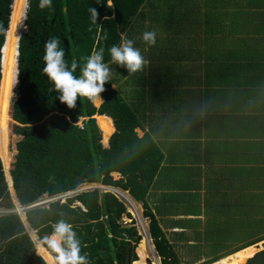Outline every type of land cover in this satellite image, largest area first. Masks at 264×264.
I'll list each match as a JSON object with an SVG mask.
<instances>
[{
	"label": "trees",
	"instance_id": "16d2710c",
	"mask_svg": "<svg viewBox=\"0 0 264 264\" xmlns=\"http://www.w3.org/2000/svg\"><path fill=\"white\" fill-rule=\"evenodd\" d=\"M108 2L52 0L50 9L41 10L39 0H28L26 27L18 38L16 60V40L22 28L27 0H0V206H12L10 201L3 203L9 195L8 186L14 208H19V203H32L44 194L52 196L68 192L81 183L108 184L128 191L136 200L142 201L143 215L149 219L148 233L161 264H179L146 202L162 154L147 131L137 135L135 128H143L140 117L127 104L119 89L112 87V80L104 85L103 101L93 104L80 98L76 108L68 109L60 103L59 93L52 90V84L42 72L44 45L53 37L61 41L69 65L73 61L79 65L77 76L93 51L104 48L106 63L111 59L109 48L113 44L119 45L125 36L135 39V46L141 47L143 42L136 37L137 28L132 27L141 14L144 0H111L112 7L107 6ZM89 8H95L99 13L96 24L91 22ZM144 20L141 15L142 24ZM173 22L176 26L182 20L180 18L176 23L174 18ZM149 28L155 31L151 25ZM147 57L148 60L154 59L152 54ZM154 66L149 64V70L143 69L135 74L121 73L113 80L125 76L124 83L133 81L137 98H143L142 84L147 80L150 83ZM169 79V72H163L159 78L156 75L152 87L151 84L148 86L149 94L154 97L158 89H163V82ZM163 94L167 92L163 90ZM13 121L16 125L11 136L9 124ZM3 126H6L4 139ZM15 135L21 139L14 144V161L8 171L11 162L8 147ZM112 171L118 172L120 177L113 179L111 175L116 177V173ZM19 214L26 222L23 213ZM25 214L35 231L36 251L32 237L18 215H2L0 264H56L55 253L43 241L51 235L59 220L73 225L81 241V254H87L89 264H138L136 249L142 238L137 234L134 220L131 223L121 220L132 217L124 203L109 191L83 190L63 202L56 200L48 207L29 208ZM139 232L141 234L140 228ZM242 233L250 235L248 243L199 264H220L221 258L264 240V220H257L253 226L244 224ZM234 264H264V249Z\"/></svg>",
	"mask_w": 264,
	"mask_h": 264
},
{
	"label": "crops",
	"instance_id": "0c3cea01",
	"mask_svg": "<svg viewBox=\"0 0 264 264\" xmlns=\"http://www.w3.org/2000/svg\"><path fill=\"white\" fill-rule=\"evenodd\" d=\"M154 6H141L143 32ZM167 10L169 16L156 21L168 25L172 45L149 61L164 59L160 70L153 67L152 79L163 72L170 79L148 105L141 101L149 95L132 96L133 81L124 84L134 101L127 104L143 127L135 128L137 135L155 129L151 137L162 154L146 202L176 255L183 245L203 254L215 242L205 221L229 222L241 233L244 224L264 220V0H169ZM174 18L182 22L175 26ZM155 32L157 41L163 35L158 25ZM162 98L172 106L152 107ZM257 247L263 249L262 242ZM241 250L219 263L252 254Z\"/></svg>",
	"mask_w": 264,
	"mask_h": 264
},
{
	"label": "clouds",
	"instance_id": "9594fccd",
	"mask_svg": "<svg viewBox=\"0 0 264 264\" xmlns=\"http://www.w3.org/2000/svg\"><path fill=\"white\" fill-rule=\"evenodd\" d=\"M97 3H99V0H97ZM107 6L112 7L111 0H109ZM38 7L41 10H44L45 8L50 9L52 7V0H39ZM89 12L91 14V22L93 24H96L99 17V13L95 8H89ZM156 35L157 34L154 30L145 31L142 33L140 39L146 45L145 51L147 50V47L155 46ZM135 44H136L135 39H129L125 36L122 38L119 45L113 44L108 50L109 55L111 57V62L120 67L125 68L127 73L129 74H135L137 72L143 71V69L149 63V61L142 54L141 49L136 47ZM60 45H61V41L59 40V38L53 37L49 39L48 41L45 42L44 54L42 57L43 59L42 72L47 77L49 82L52 84V90L59 93L58 99L60 103L66 105L68 109H74L77 107V101L80 98H85L86 100H88L93 104L96 103L97 101H103L101 97V93H103L106 90L104 85L110 82L112 77V69L110 68L109 64L105 63L104 61V51H105L104 48L101 47L98 50L93 51L87 57L83 68L80 69V75L77 76L76 71L79 68V65L75 61H73L71 65H69L68 61L65 59L66 53ZM111 177L113 178L112 175ZM104 185L109 186L108 184H104ZM8 189H9V195L7 197L10 198L11 191L9 186ZM71 191L58 193L52 196L44 194L41 197H39L37 200L29 204H21L17 199L16 200L18 201L19 206L22 207V212L24 215L25 211L29 208H36L43 206L48 207V204L50 202L56 200L60 202L65 201L67 197L73 195V193L75 194V192H71ZM103 191H109L118 199V197L111 189L103 190ZM57 195L59 196L57 197ZM130 196L133 198L131 194ZM53 197H56V199H52ZM134 200L136 202L140 201L136 199ZM10 202L13 203L12 206L14 207L13 197ZM76 204H78V206H81L80 202H77ZM8 210H9L8 212H6L5 210L1 211L0 216L9 213H16L19 216V213L18 211L15 210V208L13 209L14 211L12 209H8ZM19 219H21L22 223L24 224L21 216H19ZM31 230L34 231L32 228ZM31 240L33 242L32 238ZM38 241L40 242V240ZM43 243L46 244L47 247L55 253L54 259L56 264H89L87 254L86 253L83 255L81 254V241L78 238L77 232L74 231L73 225L66 222L65 220H59L54 224L51 235L46 237ZM33 246H34V242H33Z\"/></svg>",
	"mask_w": 264,
	"mask_h": 264
},
{
	"label": "rangeland",
	"instance_id": "374dc122",
	"mask_svg": "<svg viewBox=\"0 0 264 264\" xmlns=\"http://www.w3.org/2000/svg\"><path fill=\"white\" fill-rule=\"evenodd\" d=\"M149 1H153V3H155L153 11L148 13V16L152 19V22H150L151 28L155 29L156 25H158L160 27L161 32L163 33V35L159 36V39L156 41L155 46L147 47L146 51H145L146 45L143 43L141 45V52L146 57L150 56L152 54L155 59H159L160 57H164L167 54L168 50L165 47H170L172 45V42H171L172 36H171V34H166L168 32L166 30H170L168 25L165 24V26H164L163 23H161V21H156L158 17H161L160 19L162 20V16L163 15H164V17L167 16V13H168V16H169V12L170 11L167 10L168 9V4H169V0H145L144 4L145 3H149ZM10 5H11V1H10ZM9 10H10V7H9ZM148 10H149V8L146 10V12ZM140 16H141V14H139L137 19H135V22H133V27H132V28H137V34H136L137 39H140V37H141V29L143 31V24L140 21ZM148 31H150V29ZM170 53H172L171 50H170ZM151 58H152V56H151ZM151 58H149V59H151ZM106 63H108L110 68L112 69L111 80L114 83V84H112V87H117L119 89V91L121 92V95H123L125 100L128 102V104H131V102H134V101L131 98V92L128 90L127 86H125V84H124V82L126 81V77L125 76H120L119 79L113 80L117 76L121 75V73H124V75H127V71L123 70L125 68L120 67V66L112 63L111 59L109 61H107ZM149 63L150 64H155L157 69H158V67H160V66L163 67L164 66V59L162 58V59H160L158 61H155V62L154 61H151V62L149 61ZM146 67H147V69H149L148 66H146ZM144 70H146V69L144 68ZM158 70H160V69H158ZM149 91L150 90H148V89L146 91L145 90L142 91L145 97L149 95L146 99H143L141 101V102H144L145 105H148L149 101L151 100V95L149 94ZM132 96L137 98L138 97V91H132ZM11 99H12V96L10 97V100H9V110L10 111H11ZM162 101L163 102L154 101V102H152L151 105H152V107H161V106L170 107V106H172V105L167 104L166 100H163V98H162ZM13 126H14L13 124H9V133L11 134V136L14 135V134H12ZM5 129H6V126H3L2 127V137H3V139L5 137ZM154 132H155V129H151V131L149 132L152 137L154 135ZM138 133H140V132L138 131ZM19 139H21V137L15 136V137H13L12 141L9 144L8 148H9L10 155H11L10 156L11 162H10L8 171L12 168L11 164L14 161V155H15L14 144ZM113 178L117 179L118 177L116 176V177H113ZM101 186L102 185H100V184H98L97 186H90V184L81 183L71 192L77 193L79 191L90 190V189H93V188H97L99 191L110 190L109 188L106 187V185H104L103 187H101ZM10 191H11V189H10ZM120 193H121V196L127 198L129 192L128 191L124 192L123 190H120ZM58 196L59 195H57V197ZM118 199L121 202H123L125 204V206H126V203L124 202V200H121L120 198H118ZM9 201H11V198L7 197V198H5L3 200V203L7 204ZM134 201H133V203H134ZM136 203L139 206L142 219L146 223L147 232H148L149 219L144 217L143 210L141 208V203L140 202H136ZM19 208H21V207H19ZM8 209H12L13 210L14 207L13 206H8V204H7V207L6 206L0 207V212L4 211V210L6 212H8L9 211ZM126 209L128 210L127 206H126ZM15 210L17 211V208H15ZM127 212H129V211H127ZM18 213H23V212H18ZM131 216H132V220H134V226L136 227L137 234H139L140 237H141V234L139 232L138 223H137L136 219L134 218V216L132 214H131ZM121 220H123L125 223H131V219H127L125 217L121 218ZM207 222L208 221H205V223L207 225V228L209 230V234L215 240V242L212 243V244L207 245L206 249L203 250V254L197 248L193 247L192 249H189L187 246L183 245L182 249L179 252H176L177 256H178V259L180 260L181 264H199L202 261H204L205 257H207V256H211L210 259H212V258H215L217 256L225 255V254L229 253L230 251L235 250L236 248H239L242 245L248 243L247 239H248V236H250V235H246L245 233L241 234L240 232H238V230L236 232L234 230H231L229 222H220L219 226H214L210 222H208V223ZM209 228H211V229H209ZM148 236H149V233H148L147 237L142 236L141 237L142 238V242L137 246L136 255L138 257V261H137L138 264H148V263L149 264H153L152 261L149 258V253L153 251L151 249H154V247H153L152 242L148 239ZM217 240L219 242H217ZM261 242L263 243L264 241H260V243ZM260 243L258 242V244H260ZM258 244L251 245V246L250 245L246 246V247L242 248L241 251L248 250V252L250 251L252 253V254H250L248 256H251L255 252H258V249H262V248L257 247ZM228 247H232V249H228L226 251L220 252L221 249H226ZM263 248H264V246H263ZM149 250H151V251L148 252ZM233 254H235V253H233ZM233 254H230V255H233ZM230 255H228V256H230ZM201 259H204V260H201ZM207 260H209V259H207ZM208 264H210V263H208Z\"/></svg>",
	"mask_w": 264,
	"mask_h": 264
},
{
	"label": "bare ground",
	"instance_id": "6f19581e",
	"mask_svg": "<svg viewBox=\"0 0 264 264\" xmlns=\"http://www.w3.org/2000/svg\"><path fill=\"white\" fill-rule=\"evenodd\" d=\"M90 186H97V184L92 183V184H90ZM101 187H103V186H101ZM106 187H108V186H106ZM108 188H110L118 196V198H120L121 200H124L126 202V206H128V211L134 216V218L136 219V221L138 223V227L141 229V237L142 236L147 237V235H148L147 226H146V223L144 222V220L142 219L138 204L134 200H133L134 201V203H133L132 198L130 197L129 193H128V197L125 198V197L121 196L120 189L112 188V187H108ZM17 211L22 212V207L17 208ZM19 216H21V214H19ZM24 223L26 226H28L27 221ZM27 229L29 230V233H30L32 239L36 241V238L34 237L33 231L28 227H27ZM148 239L152 242V240L150 239V235L148 236ZM154 249H151V250H153L152 252H150L151 250L148 251V252H150L149 258L153 264H161L160 259L157 256L156 251ZM246 257H248V256H246ZM238 261H240V260H238ZM237 262H234V263H237ZM234 263H232V264H234Z\"/></svg>",
	"mask_w": 264,
	"mask_h": 264
},
{
	"label": "water",
	"instance_id": "95a60500",
	"mask_svg": "<svg viewBox=\"0 0 264 264\" xmlns=\"http://www.w3.org/2000/svg\"><path fill=\"white\" fill-rule=\"evenodd\" d=\"M10 7V6H9ZM27 7H28V0H27V5H26V10H25V17H26V11H27ZM9 17V16H8ZM25 17H24V19H25ZM7 24H8V22H7ZM25 27H26V24H25V22H24V20H23V24H22V28H21V30H19V32H18V35H17V40H16V60H17V43H18V38H19V35H21L22 34V32L24 31V29H25ZM5 34V33H4ZM3 40H4V36H3ZM2 44H3V42H2ZM1 48H2V45H1V47H0V51H1ZM16 64H17V61H16ZM16 73H17V65H16V71H15V80H14V82L16 81ZM14 84V83H13ZM13 86V85H12ZM12 94H13V90H12V87H11V96H12ZM11 114H12V110L10 111V117H11ZM12 120V119H11ZM13 125H16V123L13 121V123H12ZM15 136H17V135H15ZM10 176V175H9ZM10 198L12 199V197L10 196ZM15 198V197H14ZM18 202V201H17ZM24 218L26 219V217H25V214H24ZM26 221H27V219H26ZM24 222V221H23ZM27 224H28V227L31 229V226H30V224H29V222L27 221ZM25 225V224H24ZM25 227H26V225H25ZM26 229H27V227H26ZM27 231L29 232V230L27 229ZM29 235H30V233H29ZM31 236V235H30ZM263 244V246H264V242L262 243ZM264 249V248H263ZM263 249H260L259 251H261V250H263ZM258 251V252H259ZM38 254V253H37ZM233 254V253H232Z\"/></svg>",
	"mask_w": 264,
	"mask_h": 264
},
{
	"label": "built area",
	"instance_id": "2783aa9c",
	"mask_svg": "<svg viewBox=\"0 0 264 264\" xmlns=\"http://www.w3.org/2000/svg\"><path fill=\"white\" fill-rule=\"evenodd\" d=\"M52 199H56V197H53Z\"/></svg>",
	"mask_w": 264,
	"mask_h": 264
}]
</instances>
